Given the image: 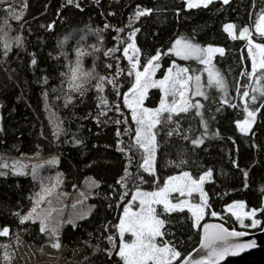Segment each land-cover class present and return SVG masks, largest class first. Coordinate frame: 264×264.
<instances>
[{
    "label": "trees",
    "instance_id": "16d2710c",
    "mask_svg": "<svg viewBox=\"0 0 264 264\" xmlns=\"http://www.w3.org/2000/svg\"><path fill=\"white\" fill-rule=\"evenodd\" d=\"M9 2L17 10L22 5L26 7L21 20L9 19V36L20 35L23 46L13 43L5 55L0 43V163H7L9 156L57 153V164L46 169L52 175V183L49 187L43 185L50 192L41 201V206L55 191L70 192L86 176H92L98 184L89 197L93 205L91 213L75 224L65 222L61 234L53 238L40 232L37 221L21 223L15 214L29 212L42 184L34 180L28 170L23 174H13L7 163V173L0 175V229L7 227L9 235L0 236V245L19 238L37 250L48 248L57 251L60 246L53 248L51 244L58 239L59 245L66 247L67 258H71L76 249H83L79 258L69 264H117L119 257L109 256L108 250L118 251L120 239L115 225L119 222L123 205L131 198V192L137 186L141 190L162 187L169 176L182 171L189 172L194 179L211 171L210 179L203 185L207 212L216 211L221 216L217 220L226 227L246 231L263 227L264 224L257 229H245L226 213L225 206L232 201L243 200L247 210L261 209L257 218L264 221V106H261L264 97L259 96L255 104L249 105L261 108L249 132H239L235 124L236 120L245 118L243 104L239 100L243 89L237 91L238 85L247 84L251 95L255 81V78L241 75L242 71H251V61L246 40L239 38V29L247 25L253 33L257 13L264 10V0H229L227 4L223 0H211L207 6L195 8H186L184 0H73L71 5L67 0ZM76 3L80 8L75 7ZM144 9L150 11L138 19H130L137 10ZM5 17L6 13L0 10V22ZM229 23L236 26L233 30L236 39L224 31V25ZM49 24L53 25L51 29L47 27ZM105 25L109 27L105 28ZM133 28L138 30L133 39L141 50L139 68H142L145 58L157 50L165 53L159 59V76L172 61L186 66L190 73L196 70L199 74L205 68L197 61L179 59L168 53L175 38H190L204 47L223 48V55L215 54L212 61L227 85L226 98L235 105L220 104L222 95L215 88L207 91V99L193 98L203 105L202 118L208 125L206 135L200 126L201 116H197L194 110L174 114L171 122L165 118L154 130L156 158L152 174L139 169L142 155L138 147L128 153L132 157L131 164H128V156L117 147L119 140L124 148H128L135 134L130 110L123 107L122 95L134 82V74L128 75L130 65L123 58L124 41H128V33ZM116 29L122 31L117 32ZM96 31L100 32L99 37ZM253 38L257 43H264V38L254 33ZM60 41H63L62 47ZM76 47L88 53L93 52V47L99 49L94 55H85L82 65L85 70L94 69V75L116 77V83L122 90L119 96L111 85H107L103 93H98L95 79L84 86L87 90L83 95L69 93L66 84L61 83L64 80L61 73L67 70L70 60H75ZM109 48L117 49L113 56L120 58L119 73L115 60L104 56V51ZM108 64L112 67H106ZM261 84L264 86V79ZM66 93L73 98L67 100ZM98 95L105 96L112 110L97 107ZM159 100L160 91L151 88L144 105L153 108ZM113 101L119 105L120 112L114 111ZM102 110L104 115H99ZM117 119L120 120L119 125L115 123ZM55 125L62 129L58 135L53 134ZM126 127L129 131L123 134ZM118 129L122 133L119 137ZM170 131L172 135L168 134ZM198 135L203 143L194 146L191 139ZM180 160L185 163L177 166ZM126 164L132 178L122 188L117 181L125 175ZM138 170L143 181L135 179ZM121 192L127 193L123 200ZM157 208L162 211L161 206ZM162 218L168 221L163 239L174 244L183 255L198 245L199 227H192L193 217L188 210L164 214ZM109 236L113 238L111 243L107 239ZM1 253L0 247V256ZM222 264H264V247L229 257Z\"/></svg>",
    "mask_w": 264,
    "mask_h": 264
},
{
    "label": "snow or ice",
    "instance_id": "6c2138e0",
    "mask_svg": "<svg viewBox=\"0 0 264 264\" xmlns=\"http://www.w3.org/2000/svg\"><path fill=\"white\" fill-rule=\"evenodd\" d=\"M211 0H185L186 8H195L200 5L207 6ZM229 0H223L224 4H227ZM67 3L71 5L73 0H67ZM26 5H22L20 10H17L13 3L9 0H0V10L6 13V17L0 22V43H2L5 50V55L11 49L13 43L17 46H23V41L20 35L10 37L9 32L11 26L9 19H15L17 21L22 19L23 8ZM63 7V5H62ZM75 7L80 8V4L76 3ZM150 9H144L143 11L137 10L131 20L138 19L141 15L149 12ZM49 29L53 27L52 24L47 26ZM109 27L105 25V28ZM130 27V25H129ZM236 26L232 23L224 25V31L232 39H236L234 35V28ZM93 31V30H90ZM117 32H121V29H116ZM138 30L133 28L128 33V41H124L123 58L128 61L130 68L128 75L134 74L135 80L131 84V87L127 91H123V107L130 110L131 121L135 125V134L131 137L132 143L128 148H124L121 142L117 140L118 150L128 156V153L138 147L141 150L142 162L139 163V169L143 172L152 174L153 162L156 158V133L155 129L157 125L162 124L165 118L168 122L173 121L174 114L188 113L190 110H194L197 116H201L200 126L205 129L204 135L207 134L208 125L202 118L201 109L203 105L199 100L193 101V97H204L207 99V93L205 91L206 86L201 82V76L197 74L196 70L191 73L186 67L176 65L173 61L172 65L165 71L162 79L155 80L153 76L158 68H160L159 59L165 54L160 50H157L154 55H150L145 58V62L142 63V69L140 70L138 65H141L140 53L141 50L137 47L135 40ZM255 32L258 37L264 38V10L257 13V21L255 24ZM96 35L99 37L100 32L96 31ZM253 33L250 31L249 26H244L239 29V38L247 41L248 59L251 61V71H242L241 75H247L250 79L255 78L257 82L264 79V43H256L251 38ZM102 39V37H100ZM67 39V37H65ZM83 39V37H81ZM60 46H63V41L59 42ZM96 49L93 47V52L88 53L82 50L81 47H76V58L74 61H69L66 65V71L61 73L64 77L62 85L66 84L69 89V93L76 92L83 95L87 90L84 86L91 80L95 79V88L98 93H103L107 85H111L113 91L119 96L121 89L116 83V77L107 75H94V69L85 70L82 65V59L85 55H94ZM129 50L133 55H129ZM117 49L109 48L104 51L105 57H112L117 64V73H119L120 58L113 56V53ZM168 53L175 55L176 57L188 60L195 59L201 65L206 67L202 71L207 73V87L214 86L222 94L220 104H227L229 107H235L231 104L227 97V85L219 73L214 71L212 66L211 57L214 53H220L223 55L224 49L221 47H213L211 45L207 47H201L200 44L193 42L190 38H177L172 42L171 47L167 50ZM67 56V54H64ZM32 63L35 64L36 60L33 59ZM106 67L111 68L112 65L108 64ZM175 69V71H173ZM149 87H158L161 92L158 106L155 108H147L142 106L144 95ZM243 89L242 95L239 96L240 102L243 104V120H236V128L241 133H247L252 127L253 121L256 118L258 112L261 111L260 107L252 108L249 105L257 102V96L250 95L248 91V85H238L237 91ZM252 91L259 92L261 97H264V86L253 87ZM73 97L66 93V99L71 100ZM97 107H102L104 110H112L109 108L110 102L104 95H98ZM114 105V111L120 112L121 109L115 101L111 102ZM261 106H264V100H261ZM102 110L99 115H104ZM219 111V109H217ZM116 124H120V120L115 121ZM127 123V121H125ZM177 127L179 123L177 122ZM62 129L59 125L54 126V135H58ZM129 129L126 127L123 134H127ZM172 135L170 131L168 133ZM122 133L117 130V136ZM188 137L185 136V139ZM76 143H79L77 140ZM203 143L201 136L191 139V144L199 146ZM55 158L50 160L49 163H54ZM132 163V157L128 156V164ZM184 160H180L177 166L184 164ZM235 165L236 161H232ZM128 164H126L124 172L125 175L117 181V183L123 188L128 179L132 178V174L128 171ZM9 165L4 162L0 163V168H8ZM24 166L18 162H14L11 165L13 174H23L22 169ZM35 167H33V175L35 176ZM4 171H0V175H5ZM246 175V173H245ZM211 177V171L202 173L199 179H194L189 172L182 171L178 176H169L163 183L162 187H158L153 191L146 192L141 190L138 186L131 192V199L127 200V203L123 205V212L119 214V222L115 225V228L120 236L118 245V251L114 253L109 249L108 255H115L119 257V262L122 264H221V261L228 255H237L244 252L246 249L255 246L252 241H237L233 238H239L246 235L244 231H237L235 229H229L224 223H204L202 230L199 231V255L193 257L192 253L183 255L171 242L163 239L165 236V224L168 222L162 218L164 214H171L174 211H183L185 208L192 214V227L197 228L201 221L204 220L206 215V209L208 202L206 194L202 187L204 181ZM136 180L143 181V177L139 175V170L135 177ZM50 189L41 186V190L35 194L33 200V206L27 214L21 215L19 212L15 213L19 216L20 222L23 223L26 220L39 221L40 232L50 235L53 238L58 237L57 225L50 223L51 213L46 212L41 208V201L48 195ZM177 192L181 196L192 193H199L201 203L193 204L186 199H181L177 203H173L169 198V194ZM127 193L121 192V199H125ZM135 202L139 203L138 208H133ZM156 206H161L162 211ZM226 211L235 218L239 224L244 228H255L264 224V221L257 218V213L261 212L259 208H253L246 210L245 202L243 200L233 201L225 206ZM219 214L216 211H211V216L217 217ZM248 220L250 223H245ZM131 235V240H128L125 234ZM9 229L4 227L0 229V236H8ZM157 238H161L158 240ZM111 243L112 237H107ZM53 248H59L58 239L51 244ZM0 247H7L6 245H0ZM197 249H193L192 252H196ZM4 259H10L7 252L4 253Z\"/></svg>",
    "mask_w": 264,
    "mask_h": 264
},
{
    "label": "rangeland",
    "instance_id": "374dc122",
    "mask_svg": "<svg viewBox=\"0 0 264 264\" xmlns=\"http://www.w3.org/2000/svg\"><path fill=\"white\" fill-rule=\"evenodd\" d=\"M252 31L254 34H256L255 25H253ZM251 38L254 39L253 35ZM176 39L177 38H175L172 42H174ZM201 47H204V46H201ZM213 47H218V46H213ZM246 50H247V41H246ZM215 54H217V53H214L212 55L211 60L213 59V56ZM129 55H133L131 50H129ZM176 58H179V57H176ZM179 59H182V58H179ZM183 60H185V59H183ZM188 60L197 61L195 59H188ZM172 63H173V61L164 69V72L160 76L157 74L158 70H159V68H158L156 70L154 76H153V79H155V80L162 79L164 74H165V71H167V69L172 65ZM175 63H176V65H179L181 67H186L184 65L179 64L177 61H175ZM212 66L214 68V71L219 73L218 69L213 64V61H212ZM204 67H206V66L204 65ZM139 69L143 70L142 68H139ZM173 71H175V69H173ZM199 75L201 76V82L206 86V88H205L206 93L211 88H215L214 86L207 87V73L206 72L202 71L201 73H199ZM219 76L222 77L220 75V73H219ZM134 80H135V77H134ZM253 83H254V87L262 86V84H261L262 80L257 82L255 79V81H253ZM151 88H157L160 91V89L158 87H149L147 89L145 95H144V99L142 102L143 107H146L144 105V100H145V97L147 95L148 90ZM251 95L257 96V99H258L260 96V93L259 92L254 93L252 91ZM160 96H161V92H160ZM158 104H159V102H158ZM158 104H157V106H158ZM153 108H155V107H153ZM249 130H248V132H249ZM0 158H1V155H0ZM53 158H55V162L49 163V161L53 160ZM57 161H58V155L56 152H53V153L46 155V156H37L34 154L33 155L23 154V155H19V156H9L7 158V163L10 166L14 162H18L19 164H22L24 167L28 168V169L23 168L22 173H26L28 170L29 175L34 180L39 181L42 185L47 186V187H49L52 183L51 182L52 175H51V173H48L46 171V169H48L51 165H56ZM33 167H35V170H36L35 176L33 175ZM153 169H154V162H153ZM0 171H4L5 173H7V170L3 169V168H0ZM179 174H175L172 176H178ZM197 179H199V178H197ZM209 179H206L204 181V183ZM204 183H203V185H204ZM97 184H98V182L92 176H86L80 183L75 184L72 187L70 192L55 191L53 194H51L46 199L45 203L41 206V208H43L46 212L51 213L50 223L58 226L57 227L58 236L61 234V230H62V227H63L65 222L75 224L78 220H80L84 217H87L91 213V211L93 209V205L90 204L89 197L93 193V190L95 189ZM203 185H202V187H203ZM155 189L156 188H153L150 190H143V191L150 192V191H153ZM169 198L172 200L173 203H177L181 199H186L190 203H193V204H200L201 203L199 193H192L191 195L185 194V195L181 196L180 193L173 192V193L169 194ZM232 202H230V203H232ZM138 207H139V203L135 202L133 204V208L135 209ZM225 211H226V208H225ZM226 213L230 214L227 211H226ZM217 219H221V216L218 215L217 217H213V216H211V212H207V209H206V215L204 217V220L201 221V223L206 221V220H217ZM37 222L39 223L38 220H37ZM245 223L246 224L250 223V221L246 220ZM238 224H239V222H238ZM259 227L260 226H257L255 228H245V229H257ZM243 231H246V230H243ZM125 236L128 240H131L130 234L126 233ZM119 239H120V236H119ZM4 245H6L7 247L6 248L1 247L2 253L0 256V264H69L71 261L79 258V256L83 253V249L78 248L72 253L71 258H67L66 257V247L63 244L60 245V248L57 251L51 250L48 248H42L40 250H37L30 243H26L22 239H19V238H12L11 240H9ZM5 252H7L10 259H7V260L4 259V253ZM174 263L175 262H173V264Z\"/></svg>",
    "mask_w": 264,
    "mask_h": 264
},
{
    "label": "water",
    "instance_id": "95a60500",
    "mask_svg": "<svg viewBox=\"0 0 264 264\" xmlns=\"http://www.w3.org/2000/svg\"><path fill=\"white\" fill-rule=\"evenodd\" d=\"M204 223H221V222L218 221V220H206V221H204V222H202L200 224L199 231L202 230V226H203ZM237 231H243V230H237ZM244 232L246 233V235H244L243 237L233 238V239L234 240H237V241H252V242H254L255 246L252 247V248L246 249L244 252H241V253H239L237 255H228V256H226L225 259L223 261H221V264L224 263L229 257L239 256V255H242L245 252H248V251H251V250H255V249L264 247V225H263V227L260 230H256V231H244ZM198 246H199V243L195 247V249H197L196 252L190 251L192 253V256L193 257H198V255H199V247Z\"/></svg>",
    "mask_w": 264,
    "mask_h": 264
}]
</instances>
